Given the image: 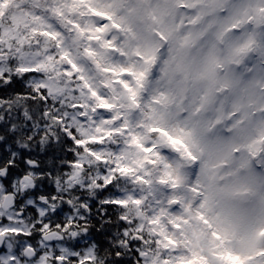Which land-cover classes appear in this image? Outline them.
<instances>
[{"label":"clouds","instance_id":"1","mask_svg":"<svg viewBox=\"0 0 264 264\" xmlns=\"http://www.w3.org/2000/svg\"><path fill=\"white\" fill-rule=\"evenodd\" d=\"M0 122L5 264H264V0H0Z\"/></svg>","mask_w":264,"mask_h":264},{"label":"snow or ice","instance_id":"2","mask_svg":"<svg viewBox=\"0 0 264 264\" xmlns=\"http://www.w3.org/2000/svg\"><path fill=\"white\" fill-rule=\"evenodd\" d=\"M11 137L8 135V127L3 122H0V161H7L8 162V169H7V175L9 177V180L5 182V185L3 187H0V195L4 196L8 199H15L18 195L15 184L12 183L13 177H19L21 175L22 170L25 168V162L23 160L22 154L21 159H16L14 155H10L9 152L5 151V145L9 142V139ZM18 165V167H17ZM50 189H45V192H49ZM53 199V203H54ZM63 209L56 210L54 212V217H49V224L46 226H52L57 228H70L74 224H78L82 222V218L78 215L71 217V224H68L67 218L61 219ZM23 210L18 209L16 212L5 215L0 214V264H5V253L6 248L3 247L5 243V238L14 236L17 239H32V235L30 232L24 231L22 228V217H23ZM39 227V225H37ZM10 247V245H9ZM12 261L15 260V257H10ZM56 259H61L60 257H57ZM83 264V262H81ZM116 264H121L120 261H117Z\"/></svg>","mask_w":264,"mask_h":264}]
</instances>
